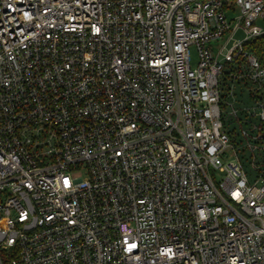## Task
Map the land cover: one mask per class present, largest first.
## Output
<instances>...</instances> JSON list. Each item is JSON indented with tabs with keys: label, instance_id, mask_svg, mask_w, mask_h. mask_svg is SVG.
<instances>
[{
	"label": "built area",
	"instance_id": "built-area-1",
	"mask_svg": "<svg viewBox=\"0 0 264 264\" xmlns=\"http://www.w3.org/2000/svg\"><path fill=\"white\" fill-rule=\"evenodd\" d=\"M261 36L264 0H0V264H264Z\"/></svg>",
	"mask_w": 264,
	"mask_h": 264
},
{
	"label": "rangeland",
	"instance_id": "rangeland-1",
	"mask_svg": "<svg viewBox=\"0 0 264 264\" xmlns=\"http://www.w3.org/2000/svg\"><path fill=\"white\" fill-rule=\"evenodd\" d=\"M198 61H199V58H198L197 49L194 45H192L190 47V65H191V68H195L198 64ZM233 98H234V101L241 100L244 104H246L247 100H248L247 95L245 93H243L241 95L237 92V90H234V95H233L232 99ZM245 170L247 171L248 174H250V171L248 170V168H246V166H245ZM81 176L84 177L82 174H81Z\"/></svg>",
	"mask_w": 264,
	"mask_h": 264
},
{
	"label": "trees",
	"instance_id": "trees-1",
	"mask_svg": "<svg viewBox=\"0 0 264 264\" xmlns=\"http://www.w3.org/2000/svg\"><path fill=\"white\" fill-rule=\"evenodd\" d=\"M244 50L256 55L260 59H264V36L246 42L244 44Z\"/></svg>",
	"mask_w": 264,
	"mask_h": 264
}]
</instances>
